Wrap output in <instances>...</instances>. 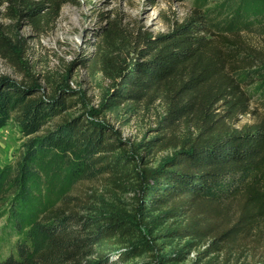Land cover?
<instances>
[{
    "label": "trees",
    "instance_id": "trees-1",
    "mask_svg": "<svg viewBox=\"0 0 264 264\" xmlns=\"http://www.w3.org/2000/svg\"><path fill=\"white\" fill-rule=\"evenodd\" d=\"M65 2L0 0V6L22 7L37 25L47 8L56 14ZM251 21L264 33L263 1L239 0L228 12L219 4L198 5L170 32L141 38L137 59L119 75L116 101L163 93L170 122L197 132L154 169L140 166L114 127L87 117L77 91L66 86L47 94L1 77L0 126L14 119L27 140L12 172L0 170V192L18 191L9 216L20 236L0 264H137L133 260L144 253L128 222L88 212V199L66 195L36 216L30 184L43 156L63 161L79 182L134 187L147 210L166 208L190 224L202 223L187 233L205 237L207 253L264 247V118L235 125L250 109L243 84L264 86V34L250 50L236 37L240 24ZM218 106L223 113H216Z\"/></svg>",
    "mask_w": 264,
    "mask_h": 264
},
{
    "label": "rangeland",
    "instance_id": "rangeland-1",
    "mask_svg": "<svg viewBox=\"0 0 264 264\" xmlns=\"http://www.w3.org/2000/svg\"><path fill=\"white\" fill-rule=\"evenodd\" d=\"M238 2L66 0L56 14L47 8L37 25L25 17L22 7L3 5L0 6V78L35 84L47 94L66 86L77 91L87 117L114 127L135 151L140 166L154 169L197 132L185 123L170 122L163 93L118 104L113 91L119 75L137 59L136 49L143 36L170 32L175 22L182 21L198 5L219 4L228 12ZM258 27L253 21L242 22L236 30L238 43L246 50L259 47L264 33ZM108 31L110 38L105 36ZM261 85L259 81L243 84L250 98V109L248 114L238 115L236 127L264 118ZM216 113H223V108L218 106ZM26 140L14 119L0 126V170L12 172ZM42 159L40 173L30 184L32 211L36 216L58 205L66 195L88 199V212L118 216L133 228V242L144 248L134 263L264 264L262 246L207 253V239L187 233L202 229V223L190 224L186 218L171 216L166 208L147 210L139 203L134 187L115 190L101 182H79L69 175L63 161L48 156ZM17 193L10 187L0 192V262L14 253L20 237L9 216Z\"/></svg>",
    "mask_w": 264,
    "mask_h": 264
}]
</instances>
